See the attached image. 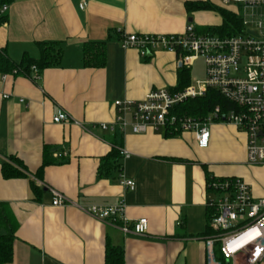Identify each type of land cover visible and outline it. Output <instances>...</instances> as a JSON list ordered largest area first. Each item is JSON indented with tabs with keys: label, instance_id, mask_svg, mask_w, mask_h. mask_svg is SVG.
<instances>
[{
	"label": "crops",
	"instance_id": "obj_1",
	"mask_svg": "<svg viewBox=\"0 0 264 264\" xmlns=\"http://www.w3.org/2000/svg\"><path fill=\"white\" fill-rule=\"evenodd\" d=\"M79 1L3 3L7 10L0 24V53L8 61L39 58L41 42L61 47L59 61L40 70L36 79L31 69L0 70L6 74L0 80V208L16 222L13 258L5 264H105L107 243L123 248L125 264H206L212 196L207 179L237 177L254 198L264 197V165L247 163L245 132L212 122L208 146L198 148L191 131L166 135L127 129L119 134L99 123L115 118L114 100H141L152 89L171 90L182 68L173 53L141 57L136 49L123 48L118 28L125 33H179L187 23L198 29L221 23V16L208 17L203 9L189 11V2L233 9L213 0H87L85 8ZM85 43L103 45L102 67H85ZM192 64L186 67L190 84ZM60 110L83 126L54 123ZM115 149L129 156L100 175L101 159ZM45 150L52 162L42 166ZM6 162L24 175L5 178ZM120 176L133 180L134 188L121 186ZM52 191L67 203L52 205ZM121 201L128 223L147 219L144 234L123 233L81 209Z\"/></svg>",
	"mask_w": 264,
	"mask_h": 264
},
{
	"label": "built area",
	"instance_id": "obj_2",
	"mask_svg": "<svg viewBox=\"0 0 264 264\" xmlns=\"http://www.w3.org/2000/svg\"><path fill=\"white\" fill-rule=\"evenodd\" d=\"M223 5L232 2L249 10L251 20L240 19L241 29L232 35L199 33L187 23L179 33H117L123 48H134L141 57L158 51L177 56L181 66L189 67L201 58L204 75L181 90L152 89L143 99H117L113 101L116 116L111 122L99 123L103 130L124 134L127 129L133 133H144L148 129L181 132L191 131L198 148L209 143V124L221 122L232 124L246 134V161L264 165V0H220ZM87 0H80L79 7L85 8ZM7 5L0 7V24ZM253 25L252 32L244 26ZM33 79L38 78V69L32 65ZM6 74H0L5 80ZM209 89L218 91L233 108L215 106L204 117H190L172 112L177 104L201 97ZM11 96L3 94L7 99ZM22 103L23 99L19 98ZM54 123L83 124L60 110ZM122 158L129 153L119 149ZM62 154H58L60 156ZM119 184L132 190L135 182L120 176ZM212 195L208 202L211 209L209 227L211 235L204 240L206 264H220L214 252L217 248L230 264H258L264 258V197L254 198L247 184L237 177H214L207 182ZM52 205L60 206L67 199L52 191ZM97 218L119 226L123 233L144 234L147 219L142 217L128 223L124 203L113 205H91L81 207Z\"/></svg>",
	"mask_w": 264,
	"mask_h": 264
},
{
	"label": "trees",
	"instance_id": "obj_3",
	"mask_svg": "<svg viewBox=\"0 0 264 264\" xmlns=\"http://www.w3.org/2000/svg\"><path fill=\"white\" fill-rule=\"evenodd\" d=\"M10 0H0V7L4 2ZM189 11L210 9L212 5L207 1L189 2L186 4ZM221 16V23L216 26H206L203 28H196L199 33H215L219 35H232L241 29L240 17L234 11L225 8H217ZM40 56L37 59L24 56L18 64L11 63L0 53V70L4 71H17L29 72L32 65L36 66L38 71L56 64L61 56V47L56 43L41 42L39 43ZM104 48L102 44H88L83 45V64L85 67L100 68L104 65ZM188 69L185 66L179 70L178 83L171 91L183 89L189 85ZM220 106L222 109L233 108V104L226 101L222 95L214 90L209 89L204 96L187 99L173 107L172 112L178 115H186L190 117H204L215 106ZM166 135H175L177 132H165ZM43 165L45 166L52 162L47 156L46 150L43 156ZM121 158L119 150H111L98 166L100 175H106L113 168H118V161ZM18 164V163H17ZM21 166H19L20 168ZM21 169V168H20ZM13 167L10 162L2 165V174L5 178H13L23 176V171ZM214 178V177H212ZM208 178L207 182L212 179ZM35 189V187H32ZM0 227L4 232L0 233V264L8 263L13 258V241L15 238L16 222L12 219L9 213L3 207L0 208ZM211 216V209L208 207V225L206 234L211 233L209 227V219ZM215 258L220 264H226V259L216 248L214 252ZM105 264H125L123 248L120 246H113L109 243L105 246Z\"/></svg>",
	"mask_w": 264,
	"mask_h": 264
},
{
	"label": "rangeland",
	"instance_id": "obj_4",
	"mask_svg": "<svg viewBox=\"0 0 264 264\" xmlns=\"http://www.w3.org/2000/svg\"><path fill=\"white\" fill-rule=\"evenodd\" d=\"M213 1L217 5L222 6L220 3V0H213ZM228 8L233 9V11L238 14L240 19L242 18L243 20H247L250 22L251 16H250L249 10L243 11L242 7L238 6L237 4H235L233 2L228 6ZM263 11H264V9H263ZM203 13L206 14V16L211 17V18H216V19L220 18V14L218 12V9H217V7H214V6L210 9L209 8L203 9ZM244 29L246 32H252L253 31V25L251 23H248L247 25L244 26ZM192 63L193 64H192V67L190 69V74L192 75V82H194L197 78H199L203 75L204 65H203V61L201 58L195 59ZM211 233L209 235H211ZM226 264H230V261L226 260Z\"/></svg>",
	"mask_w": 264,
	"mask_h": 264
},
{
	"label": "water",
	"instance_id": "obj_5",
	"mask_svg": "<svg viewBox=\"0 0 264 264\" xmlns=\"http://www.w3.org/2000/svg\"><path fill=\"white\" fill-rule=\"evenodd\" d=\"M189 21H191V19H189Z\"/></svg>",
	"mask_w": 264,
	"mask_h": 264
}]
</instances>
